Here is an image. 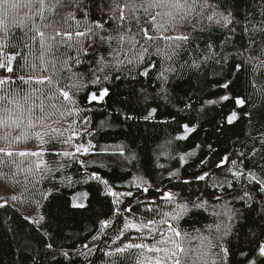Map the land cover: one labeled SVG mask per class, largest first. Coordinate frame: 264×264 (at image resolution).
Masks as SVG:
<instances>
[{
	"label": "snow or ice",
	"instance_id": "snow-or-ice-1",
	"mask_svg": "<svg viewBox=\"0 0 264 264\" xmlns=\"http://www.w3.org/2000/svg\"><path fill=\"white\" fill-rule=\"evenodd\" d=\"M205 34L209 38L201 47ZM178 62L195 69L231 62L233 71L213 81L212 87L222 90L218 99L204 103L228 109L217 131H232L243 122L244 138L237 135L232 148L215 158L218 149L208 144L197 174L170 173L167 184L135 173L121 191L89 173L86 179L98 181L112 198L110 213L99 219L88 242L65 246L63 237L44 231L48 264H78L80 258L95 264L98 251L100 264H264V0H247V5L243 0H0V169H11L0 172V179L14 185L23 172L27 184L31 176L38 206L51 191L36 185L55 179L66 161L87 169L92 162L81 156L124 157L122 145L102 148L86 139L96 135L90 118L82 115L91 111L89 105L110 98L111 86L122 80L130 82L128 103H172L169 85ZM249 68L245 91H237L236 74ZM191 106L189 97L181 111ZM145 111L147 121L156 118L158 108ZM121 114L125 122L137 118ZM181 127L184 134L177 140L196 131ZM32 138L38 150H20L21 142ZM50 143L61 147L49 150ZM26 159L28 167L22 168ZM179 159L184 162L185 156ZM19 199L0 197V208ZM71 207L85 204L73 196ZM197 214H207L210 222L183 227V220ZM24 219L39 230L44 216ZM242 227L247 230L241 232ZM32 261L41 264L36 257Z\"/></svg>",
	"mask_w": 264,
	"mask_h": 264
},
{
	"label": "trees",
	"instance_id": "trees-1",
	"mask_svg": "<svg viewBox=\"0 0 264 264\" xmlns=\"http://www.w3.org/2000/svg\"><path fill=\"white\" fill-rule=\"evenodd\" d=\"M218 2L222 4L224 0ZM243 3L247 5V0H243ZM211 31L216 33L218 29L213 27ZM208 38V34H205L201 47ZM212 38L215 39V35ZM183 59L184 57H181V61ZM176 67L178 73L171 79L169 85L172 103L165 105L162 100L152 99L147 105L137 104L135 100L128 103L126 97L130 91V82L122 80L111 86L110 98H106L102 103L90 105L91 111L82 113L90 118L89 127L96 132L95 136L86 139H91L102 148L114 149L117 145H122L125 148L124 157L106 153L81 156L80 159L92 162L87 169L81 167L79 163L66 161L68 166L62 172H56L55 179H46L36 185L41 190L51 191L48 199L41 202L42 206L35 203L41 198L34 195L36 189L33 188L32 177L27 184L22 182L14 185L11 180L9 182L0 179L1 186L6 187L10 194L20 197L14 202L9 200L8 205L0 208V264H33L32 257L41 260V264H48L41 243L44 231L56 232L58 236L63 237L65 246L75 245L79 241L88 242L91 239V235L99 227V219L109 215L112 198L104 193L103 185L98 181L86 179L89 173H96L108 180L116 190L121 191L127 190V185L135 173L147 174L149 179L163 180L167 184L170 173H176L183 178L197 174L200 171L199 162L208 152V144L218 149L215 158L232 148L237 135L240 139L244 138L248 128L243 122L231 126L232 131L226 133L217 131L216 125L221 122L228 109L222 110L221 106L204 103L218 99L217 94L222 90L213 88V81L227 77L233 71L231 62L223 68L217 64L200 69L188 66L181 68L180 62ZM236 75L239 77L237 91L244 92L246 81L251 76V69ZM131 83L139 88L135 82ZM189 97L191 108L181 111ZM149 106L157 107L158 112L155 119L146 121L143 116L147 114L145 109ZM123 112H129L137 118L125 122L121 114ZM184 124L195 127L196 131L188 134L187 139L177 140V136L184 134L181 127ZM45 147L53 150L61 146L50 143ZM188 153L193 155L188 156ZM182 155L185 156L184 162L179 159ZM45 159L50 161L53 157L46 155ZM17 162L19 163L18 160ZM25 166L28 167V163L21 167ZM216 171L219 174L218 178L223 179L225 174L219 169ZM0 172L10 173L11 169L5 166ZM179 187L177 183L176 190ZM183 187L185 194H189L187 186ZM132 190L135 191V188ZM195 191L196 186L193 185L191 192ZM83 193H87V197L81 195ZM73 196H76L78 201L82 200L85 207L72 208ZM28 210L37 212L35 218L39 215L44 216L39 230L24 219ZM254 216L255 214L250 216L249 223ZM207 222H210L207 214H197L194 219L186 218L181 223L183 227L191 229L193 225L202 228ZM246 230V227L241 228V232ZM101 256L98 251L92 257L95 264H100ZM78 264H85V261L80 258ZM121 264H131V261H121Z\"/></svg>",
	"mask_w": 264,
	"mask_h": 264
},
{
	"label": "rangeland",
	"instance_id": "rangeland-1",
	"mask_svg": "<svg viewBox=\"0 0 264 264\" xmlns=\"http://www.w3.org/2000/svg\"><path fill=\"white\" fill-rule=\"evenodd\" d=\"M73 118L74 117H70L69 119H73ZM77 142H79V141H77ZM38 143L39 142L35 138H32V139H30L27 142H21V144L19 145V148H20V150H23V149L38 150ZM17 160L19 161V159H17ZM26 163H28V160L27 159L25 160V163L23 165H25ZM26 167L27 166H25V168ZM30 177L31 176L28 177V180H29ZM24 178H25V173L21 172V173L18 174V179L21 181L20 183L24 182ZM12 195L13 194H10L8 192V190H7L6 187H3V186L0 185V197L9 198ZM26 215H33V218H35V217H37V212L35 210H28L27 213H26Z\"/></svg>",
	"mask_w": 264,
	"mask_h": 264
},
{
	"label": "water",
	"instance_id": "water-1",
	"mask_svg": "<svg viewBox=\"0 0 264 264\" xmlns=\"http://www.w3.org/2000/svg\"><path fill=\"white\" fill-rule=\"evenodd\" d=\"M105 100H106V98H105ZM100 103H102V102H100ZM97 104H99V103H97ZM90 106V105H89Z\"/></svg>",
	"mask_w": 264,
	"mask_h": 264
}]
</instances>
